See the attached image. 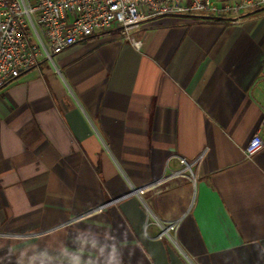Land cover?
<instances>
[{"label":"crops","instance_id":"1","mask_svg":"<svg viewBox=\"0 0 264 264\" xmlns=\"http://www.w3.org/2000/svg\"><path fill=\"white\" fill-rule=\"evenodd\" d=\"M95 33L0 88V264H264V8ZM197 160L194 179L131 188ZM100 212L86 210L111 202ZM29 235V236H28Z\"/></svg>","mask_w":264,"mask_h":264},{"label":"built area","instance_id":"2","mask_svg":"<svg viewBox=\"0 0 264 264\" xmlns=\"http://www.w3.org/2000/svg\"><path fill=\"white\" fill-rule=\"evenodd\" d=\"M264 8V0H0V88L22 72L32 68L41 59L52 61L54 55L95 33H106L116 28L133 47L142 41L129 35L133 29L149 19L165 15H196L210 18H228L238 23L244 14ZM264 130V116L259 131ZM264 147V140L254 133L243 148L245 159L252 158ZM179 168L147 185L131 188L127 197L137 198L158 228L157 240L175 244L180 219L158 220L147 207L145 195L172 178L194 179L192 168L197 160L178 157ZM112 200L97 205L84 215L100 212ZM29 236V235H28ZM2 237H22L5 234Z\"/></svg>","mask_w":264,"mask_h":264}]
</instances>
